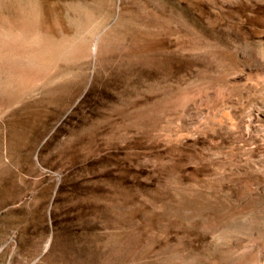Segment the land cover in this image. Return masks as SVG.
Returning a JSON list of instances; mask_svg holds the SVG:
<instances>
[{
    "label": "rangeland",
    "instance_id": "obj_1",
    "mask_svg": "<svg viewBox=\"0 0 264 264\" xmlns=\"http://www.w3.org/2000/svg\"><path fill=\"white\" fill-rule=\"evenodd\" d=\"M258 107L264 0H0V264H264Z\"/></svg>",
    "mask_w": 264,
    "mask_h": 264
},
{
    "label": "bare ground",
    "instance_id": "obj_2",
    "mask_svg": "<svg viewBox=\"0 0 264 264\" xmlns=\"http://www.w3.org/2000/svg\"><path fill=\"white\" fill-rule=\"evenodd\" d=\"M189 96V94H187V95H185L181 100H180V104H183V102L187 99V97ZM256 117V116H255ZM257 117H258V119H262V118H264V110L263 109H261V107H258V112H257ZM229 119V118H228ZM251 121V120H250ZM262 121V120H261ZM254 122V121H253ZM231 123L232 124H234V121H233V119H232V121H231ZM236 126V125H235ZM257 126V125H256ZM238 128V127H237ZM261 128H263V127H261ZM248 129H250V126L248 127ZM258 129V128H257ZM258 131V130H257ZM260 135V134H259ZM263 138H262V140L264 141V133H263ZM259 141H261V139H260V137H259V139H258V135H255V137H253V139H251V142H250V144L252 145V149L254 148V147H257V146H259L260 144H262V143H260L259 145H258V142ZM247 144V143H246ZM263 146V145H262ZM253 152V151H252ZM245 154V153H244ZM263 154V153H262ZM264 155V154H263ZM251 156H252V154H251ZM250 156V157H251ZM249 158V157H248ZM252 158V157H251ZM262 158V157H261ZM263 159V158H262ZM263 163H264V161H263ZM261 164V163H260ZM215 233V232H214Z\"/></svg>",
    "mask_w": 264,
    "mask_h": 264
}]
</instances>
